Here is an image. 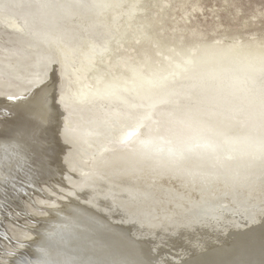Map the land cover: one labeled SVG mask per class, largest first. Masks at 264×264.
I'll return each mask as SVG.
<instances>
[{
	"label": "bare ground",
	"instance_id": "bare-ground-1",
	"mask_svg": "<svg viewBox=\"0 0 264 264\" xmlns=\"http://www.w3.org/2000/svg\"><path fill=\"white\" fill-rule=\"evenodd\" d=\"M143 3L0 0V96L23 94L30 80L52 64L62 74L65 107L57 153L64 160V175H45L31 186L21 182L34 191V206H26L36 225L22 238L37 264H97L91 251L105 249L101 235L122 242L120 230L148 241L156 253L161 246L159 264L164 258L177 262L185 252L192 259L220 241L197 226L182 227L192 216L189 207L199 205L210 213L208 223L213 219L233 229L240 220L233 218L234 198L245 199L248 209L259 206L248 227L264 215L263 74L254 81L236 77L217 89L195 88L196 95L189 97L191 90L182 89L189 83L181 78L183 71L169 80L156 73L145 76L142 62L101 61L113 43L117 47L127 37L150 40L149 23L134 22ZM166 3L151 0L159 13ZM227 54L250 58L233 49ZM262 65L260 57L251 66ZM116 67L125 71L113 75ZM91 72L94 82L84 83ZM13 114V120H23L22 111ZM56 134L55 126L45 133L49 139ZM2 143L8 151L0 154L15 164L17 149ZM43 181L59 186L53 191ZM53 201L63 211L47 218ZM116 227L120 237L111 234ZM135 248L139 260L149 263L146 250H151L140 244ZM115 258L112 264H131L125 252Z\"/></svg>",
	"mask_w": 264,
	"mask_h": 264
},
{
	"label": "rangeland",
	"instance_id": "rangeland-1",
	"mask_svg": "<svg viewBox=\"0 0 264 264\" xmlns=\"http://www.w3.org/2000/svg\"><path fill=\"white\" fill-rule=\"evenodd\" d=\"M163 1L168 3L159 13L151 0H144L134 20L137 25L149 23L146 30L150 40L143 41V37L135 42L127 37L117 47L111 44V50L101 61H116L119 65L142 62L145 76L156 73L173 80L177 72L189 68L191 61L215 54L226 55L231 49L248 56L260 55L264 60V0ZM122 70L125 71L116 67L112 74H120ZM94 74L89 73L84 83H93ZM104 75L102 82L108 73ZM88 86L94 89L93 85ZM18 187L23 189L21 184ZM21 193L15 194L21 206L18 215L8 212L11 197H0V261L11 259L7 252L19 250L21 243L25 244L24 230L36 225L34 214L19 199Z\"/></svg>",
	"mask_w": 264,
	"mask_h": 264
},
{
	"label": "snow or ice",
	"instance_id": "snow-or-ice-1",
	"mask_svg": "<svg viewBox=\"0 0 264 264\" xmlns=\"http://www.w3.org/2000/svg\"><path fill=\"white\" fill-rule=\"evenodd\" d=\"M29 85L21 95L0 96V105L6 104V107L0 110V152L8 151L3 141L10 142L17 149L15 164L7 155L0 154V197H11L7 205L11 215H18L21 208L15 194L20 191L18 185L22 181L31 186L37 184L45 175H64V160L57 153V146L62 143L59 135V117L63 115L65 107L62 74L55 64H52L46 67L44 73L37 74L30 80ZM17 109L23 112V120L15 121L11 118ZM53 126L56 127L57 134L49 139L45 133ZM22 171L24 175H21ZM43 183L45 188L53 191L59 186L47 181ZM60 211H63L60 202L53 201L47 209V218H55ZM7 218L11 219V216ZM259 223L264 225V215ZM37 226H40L39 222ZM260 247L264 251V234L260 237ZM156 251L159 255L160 249L157 248ZM30 255L29 247L21 243L19 250L7 252L11 259L2 260L0 264H33L29 259ZM162 264L173 262L164 258ZM180 264L198 262L180 258ZM260 264H264V258Z\"/></svg>",
	"mask_w": 264,
	"mask_h": 264
},
{
	"label": "water",
	"instance_id": "water-1",
	"mask_svg": "<svg viewBox=\"0 0 264 264\" xmlns=\"http://www.w3.org/2000/svg\"><path fill=\"white\" fill-rule=\"evenodd\" d=\"M257 58H260V56L255 55V56H250V58L248 59H245L237 55L235 56L233 54L232 55L231 54H227V55L216 54L214 56L205 57L201 60L191 61L190 62L191 65L189 63V66H188L189 68H186V70H184L180 74L181 78L187 79L185 80V82L189 81V83H187L188 87H184L182 89L184 92L191 90L189 94V97H190L191 95L192 96L196 95L195 88L196 89L197 88L207 89L210 87H215V89H217L216 87H220L227 83H230L236 77L237 79L240 80V78L244 76V78L242 79H245V80L249 79L248 81L250 80L254 81L253 80L254 77L260 74H263V78L261 80V82H263L264 81V69L263 68L257 69L256 67L252 68L253 66H251L255 62V59ZM263 64H264V60H263ZM247 83L248 82H246V84ZM21 185L23 189H20V191L22 192L19 198L21 199L20 201L24 202L25 205L26 203L27 204L32 203L31 201H32V198L34 197V191H32L28 185H24L23 183ZM196 196H199V194L197 193ZM233 200H234L232 201L234 205L233 218L237 217V219H240L237 222H233V225L236 226L234 229L228 228L227 224H224L221 221L215 222L213 221V219H212V222L208 223V218L210 217V213H206L205 211H203V207H199V205L197 207L193 206V210H190V207L187 209L190 215L192 213V216H190L188 220L189 222L188 221L186 222V226H182V227L185 229H188V228H193L197 226V228H200V230L206 231L207 235H210L212 238L214 237V239H217L220 242L218 244L216 243L211 246H208L207 248L209 247L212 248V246L214 248L210 251H206L205 253L203 251L204 254L198 253V255H195V257H193L192 259L185 252V254L181 256L183 259L187 261H195V262H198V264H260L261 259L264 258L263 256L264 251H262L260 247V237L262 234H264L263 229H262L264 228V225L257 223L256 225L254 224L253 228L248 227V226H251L250 223L253 222V219H255L256 214L258 216L257 212H259V209H258L259 206L254 207L252 209H248L246 205L242 204V202L246 201L245 199L242 202L240 201V197H237V199L234 198ZM181 208L184 209L183 207ZM130 218L134 219L135 221H139V219L135 218V216L133 215H131ZM9 221L12 222L13 220L9 219ZM221 223L223 226L217 225ZM247 223H249L247 227L245 228L241 227L242 225L246 226L245 224ZM119 230L117 228L118 233L113 231L111 234H113L114 236L120 237ZM120 231L122 235L124 236V240L122 242H120L119 240L117 241L111 240V238L106 236V234L103 235L105 232L101 235V240L105 245V249L99 248L100 250L101 249L102 250L101 251H96V250L91 251L92 254L95 253L97 257L99 258L100 262L96 261L97 264H112L113 261L116 259L115 258L116 254H120V253L123 254V252L128 254L131 264H159L160 260L158 261L156 259V256H159V255H157V253L155 252L154 247H152L151 245L148 246L149 245L148 241H145L146 243H144V240L142 239L141 240L142 243H141L139 242L140 240L136 239L137 235L134 234L135 235L134 236L133 233L132 234L129 233L131 234L132 237L129 235L126 236L122 230ZM202 235H205V234L202 233ZM168 236L171 237L170 238L171 240L174 237L171 235H168ZM186 241H188V239H186L185 242ZM180 242H183V241H180ZM139 244L145 247L147 246V248L151 250L150 252L144 248L147 253H150L149 257H147L149 263H145L142 257L139 260V257H138L139 252H137V249L135 248V246H139ZM201 244L204 245L205 243L201 241ZM26 245L30 249L29 244H26ZM181 245L183 246V244ZM207 245H210V244H207ZM107 246L110 247L113 251L109 250ZM158 247H161V246H158ZM173 247H176V246H173ZM164 250L168 251L166 249ZM184 251L186 250L184 249ZM33 252L34 251L32 250L31 251V261H33V264H37L35 263L36 259H34ZM159 254L161 253L159 252ZM174 255L175 254H173V256ZM171 260L169 261L173 262V264H180V259H178L177 262H174L173 259Z\"/></svg>",
	"mask_w": 264,
	"mask_h": 264
}]
</instances>
